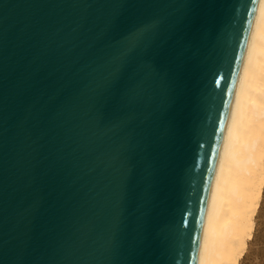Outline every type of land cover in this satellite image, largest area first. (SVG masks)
<instances>
[{"label": "water", "instance_id": "water-1", "mask_svg": "<svg viewBox=\"0 0 264 264\" xmlns=\"http://www.w3.org/2000/svg\"><path fill=\"white\" fill-rule=\"evenodd\" d=\"M260 0H0V264H199Z\"/></svg>", "mask_w": 264, "mask_h": 264}, {"label": "bare ground", "instance_id": "bare-ground-1", "mask_svg": "<svg viewBox=\"0 0 264 264\" xmlns=\"http://www.w3.org/2000/svg\"><path fill=\"white\" fill-rule=\"evenodd\" d=\"M264 189V0H260L210 194L199 264H240Z\"/></svg>", "mask_w": 264, "mask_h": 264}, {"label": "rangeland", "instance_id": "rangeland-1", "mask_svg": "<svg viewBox=\"0 0 264 264\" xmlns=\"http://www.w3.org/2000/svg\"><path fill=\"white\" fill-rule=\"evenodd\" d=\"M240 264H264V189L260 207L255 217L253 237L248 242Z\"/></svg>", "mask_w": 264, "mask_h": 264}]
</instances>
